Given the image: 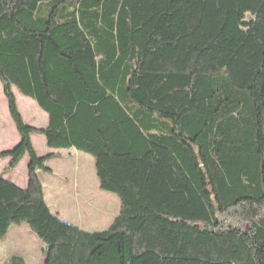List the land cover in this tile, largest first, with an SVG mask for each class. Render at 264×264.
Masks as SVG:
<instances>
[{
	"label": "trees",
	"instance_id": "1",
	"mask_svg": "<svg viewBox=\"0 0 264 264\" xmlns=\"http://www.w3.org/2000/svg\"><path fill=\"white\" fill-rule=\"evenodd\" d=\"M0 84V159L28 160L25 189L0 175V240L26 225L43 264H264V0H0ZM33 134L92 159L106 230L51 213Z\"/></svg>",
	"mask_w": 264,
	"mask_h": 264
},
{
	"label": "rangeland",
	"instance_id": "2",
	"mask_svg": "<svg viewBox=\"0 0 264 264\" xmlns=\"http://www.w3.org/2000/svg\"><path fill=\"white\" fill-rule=\"evenodd\" d=\"M15 94L19 103L23 99L29 100L20 96L17 92ZM38 110L45 117L44 122H46V114L40 109ZM30 115L28 119L25 118V124L35 128L42 127L37 118L32 115V112ZM1 130H4L6 136H9L11 130L13 132L16 131L7 113V105L0 84V135ZM33 138L37 153L43 155L46 149L39 143V140H44L43 136L33 134ZM48 151L51 152L50 149ZM59 152L48 163L49 168L53 170L52 175L42 174L39 177L41 178L40 181L44 187L47 201L56 204L57 207L53 206L52 209H57L56 211L62 220L82 225V229L85 232L92 233L106 230L119 213L120 204L118 198L99 189L93 161L89 156L84 155L89 160V163L86 164L75 158L74 154L80 153L69 155L67 150ZM20 168L15 172L8 169L0 174L7 181L14 177L20 183L23 179ZM9 232L7 238L4 241H0V264H3L13 255L21 257L26 264H41L44 245L30 232L28 227L26 225L11 227Z\"/></svg>",
	"mask_w": 264,
	"mask_h": 264
},
{
	"label": "crops",
	"instance_id": "3",
	"mask_svg": "<svg viewBox=\"0 0 264 264\" xmlns=\"http://www.w3.org/2000/svg\"><path fill=\"white\" fill-rule=\"evenodd\" d=\"M15 92H16V91L14 90V94H15ZM15 97H16V102H17L18 110H19V112H20V114H21L23 120L25 121V120H26L25 118L28 119V118L31 116L30 114H31V112H32V115L35 116V117L37 118L39 124L42 126V127H40V128H35V127H32V128H34V129H38V130H40V129H44V128L46 127V125H47V121L44 122L45 117H44L42 114H40V112H39V110H38L39 108L37 107V105L35 106V104H34L33 102H31V101H29V100H25V99L21 100V103H19V100H18L16 94H15ZM4 99H5V98H4ZM5 102H6V101H5ZM28 112H30V113H28ZM7 113H8V110H7ZM8 115H9V114H8ZM31 141H32V144H33V147H34L35 151L37 152L36 147H35V145H34V138H33V135H32V137H31ZM18 142H19V137H18L16 131L13 132V131L11 130L9 136H6L4 130H1V135H0V154H1L2 152L10 151L12 148H14V147L18 144ZM39 143H40V145H41L42 147H45L44 149H46V150L44 151L45 153H43V155H41V154L39 155V154L37 153L39 156H45V155H49V154H54V157H55V155H57V154L60 153L59 151H52V150H50L51 152H49V151H48V148L46 147L45 140H39ZM67 151H68V154H69V155H72L73 153H78V152H76V151L73 150V149H71V150H67ZM72 151H73V152H72ZM74 151H75V152H74ZM74 156H75V158H76L77 160H80V161H82V162H85L86 164L89 163L88 158H86V157L84 156V154H82V153H80V154H74ZM54 157L51 158L50 160H48V161L46 162V164H45L46 168L50 170V173H39V177H41L42 174H44V175H52L53 170H51V169L49 168L48 163H49L50 161H52V160L54 159ZM27 162H28V160H27L26 158L22 159L21 162L18 164V166H17L15 169L12 170V172H15L17 169H19V168L21 167L20 169H21L22 174H23V179H22V181L19 183V182L17 181V179L14 178V177H13V179H10V180H9V182L13 183L14 185H16L17 187H19L20 189H25V188L27 187V174H26ZM9 163H10V159H8V158L0 159V173L3 172V171H5V170H8V165H9ZM0 175H1V174H0ZM40 180H41V178H40ZM42 188H43V194H44V201H45L47 207L49 208V210L51 211V213L54 214L55 216H57V218H58L60 221H63V222H65V223H68V224H70V225H73V226H76V227L82 229V228H83L82 225H77V224L73 223L72 221L62 220V219L59 217V215H58L59 213L56 211L57 209H56V208H55V210L52 209L53 206L57 207L56 204H55V203L52 204V203H50L49 201H47V196H46V193H45V191H44V187H43V185H42ZM60 193H61V192H60ZM60 193H59V194H60ZM58 196H60V195H58ZM60 197H61V196H60ZM82 230H83V229H82ZM10 231H11V229H10ZM9 233H10V232H9ZM9 233H8V235H9ZM8 235H7V236H8ZM7 236H6L3 240H0V241H4V240L7 238ZM13 256H15V255H13ZM10 257H11V256H10ZM10 257H9V258H10ZM9 258H8V259H9ZM20 258H21V257H20ZM8 259H7V260H8ZM7 260H6V261H7ZM43 260H44V258L42 259L41 264H43Z\"/></svg>",
	"mask_w": 264,
	"mask_h": 264
}]
</instances>
